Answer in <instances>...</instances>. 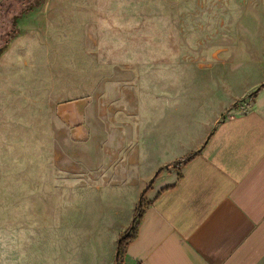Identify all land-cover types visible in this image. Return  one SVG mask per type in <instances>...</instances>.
I'll return each mask as SVG.
<instances>
[{"label":"rangeland","instance_id":"rangeland-1","mask_svg":"<svg viewBox=\"0 0 264 264\" xmlns=\"http://www.w3.org/2000/svg\"><path fill=\"white\" fill-rule=\"evenodd\" d=\"M16 28L0 54V264L83 263L84 236L111 239L144 204L131 174L118 188L99 168L127 154L118 125L192 122L161 99L264 80V0H44Z\"/></svg>","mask_w":264,"mask_h":264},{"label":"crops","instance_id":"crops-1","mask_svg":"<svg viewBox=\"0 0 264 264\" xmlns=\"http://www.w3.org/2000/svg\"><path fill=\"white\" fill-rule=\"evenodd\" d=\"M261 84L227 101L209 90L161 99V107L191 109L192 122L118 125L127 128V154L99 168L118 188L131 174L144 200L125 264H264V87L251 95ZM119 233L84 236L89 256L80 264H114Z\"/></svg>","mask_w":264,"mask_h":264},{"label":"trees","instance_id":"trees-1","mask_svg":"<svg viewBox=\"0 0 264 264\" xmlns=\"http://www.w3.org/2000/svg\"><path fill=\"white\" fill-rule=\"evenodd\" d=\"M43 1L44 0H1L0 1V22L2 23V21L4 19H9V25H10L9 31L6 33L4 32L5 38L3 40L0 39L1 40L0 41V54L2 53V51L7 46L9 39L12 36H14L15 34H17V32H18L17 28H16L17 19L22 17L26 13H28L33 8L39 7ZM1 23H0V26H2ZM263 87H264V84H261L255 91H253L251 93V95L254 96L256 94V92L260 88H263ZM193 155L194 154H190L187 156V158H191ZM141 207H142V205H141V199H140L138 207L133 214L132 224L134 226L131 224L132 226L130 228L132 231V235H130V233H129V234H126L124 237L119 238V241H118L117 247H116V257L114 260V264L117 263L118 261H120L127 242L131 238H133V236L136 232ZM134 223H136V225Z\"/></svg>","mask_w":264,"mask_h":264},{"label":"built area","instance_id":"built-area-1","mask_svg":"<svg viewBox=\"0 0 264 264\" xmlns=\"http://www.w3.org/2000/svg\"><path fill=\"white\" fill-rule=\"evenodd\" d=\"M115 264H125L124 261L122 260V258L120 259V261H118L117 263ZM137 264H144L142 262H137Z\"/></svg>","mask_w":264,"mask_h":264}]
</instances>
